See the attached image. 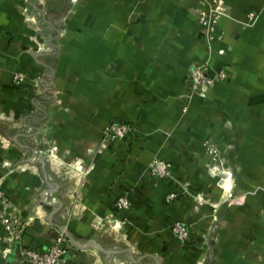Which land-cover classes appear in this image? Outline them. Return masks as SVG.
I'll use <instances>...</instances> for the list:
<instances>
[{
  "label": "crops",
  "instance_id": "obj_1",
  "mask_svg": "<svg viewBox=\"0 0 264 264\" xmlns=\"http://www.w3.org/2000/svg\"><path fill=\"white\" fill-rule=\"evenodd\" d=\"M33 1L0 0V211L24 225L7 240L0 221V264L58 233L63 264H264V0H221L211 40L213 0ZM200 59L226 71L205 95L188 87ZM113 119L133 129L103 140Z\"/></svg>",
  "mask_w": 264,
  "mask_h": 264
},
{
  "label": "built area",
  "instance_id": "obj_2",
  "mask_svg": "<svg viewBox=\"0 0 264 264\" xmlns=\"http://www.w3.org/2000/svg\"><path fill=\"white\" fill-rule=\"evenodd\" d=\"M225 7L221 0H213L207 8L198 11L197 19L202 25L204 33L208 40L220 38L217 32L220 17L225 13ZM223 52L222 48L217 50ZM226 76L223 68L212 69L207 59L194 60L188 68V87L191 92L205 95L207 90L219 79ZM15 83H20L23 79L22 72L14 74ZM133 129V125L127 121L113 119L107 122L102 128V139L108 140L115 137H123ZM213 155L215 150L209 147ZM149 173L154 177L169 178L178 185L181 191L188 192L187 185L178 179L172 173V164L170 161L159 157H153L148 163ZM227 180V179H226ZM225 195L232 196V186L229 182L225 184ZM179 189H173L166 194V199H173L177 196ZM2 193L0 191V197ZM195 199L197 204L206 200L203 193H196ZM129 190L122 191L115 199L117 209H128L130 207ZM0 221L4 224L7 240H19L23 231V223L17 216L6 213H0ZM171 232L181 241L185 242L190 239L189 225L182 221H173L169 224ZM66 247L63 244V235L58 233L53 237L52 243L44 250H38L28 245H20L13 264H63L66 261Z\"/></svg>",
  "mask_w": 264,
  "mask_h": 264
},
{
  "label": "rangeland",
  "instance_id": "obj_3",
  "mask_svg": "<svg viewBox=\"0 0 264 264\" xmlns=\"http://www.w3.org/2000/svg\"><path fill=\"white\" fill-rule=\"evenodd\" d=\"M43 1L44 0H42V3L41 2H39V0H34L33 2H34V10H36L37 12H38V10L39 11H41V14L43 15V10H42V8H43ZM44 9V8H43ZM45 15V14H44ZM18 72V71H17ZM16 73V72H15ZM23 74V73H22ZM14 77V76H13ZM13 82L15 83V81H14V78H13ZM18 84V83H17ZM0 191H1V193H2V196L0 197V201H5L6 200V195H5V193H4V191H3V189H2V187H1V185H0ZM232 192V191H231ZM0 213H6V214H8L5 210H2V211H0Z\"/></svg>",
  "mask_w": 264,
  "mask_h": 264
}]
</instances>
